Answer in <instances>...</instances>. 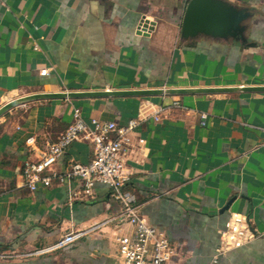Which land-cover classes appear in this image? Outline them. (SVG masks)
Wrapping results in <instances>:
<instances>
[{
	"label": "crops",
	"instance_id": "crops-1",
	"mask_svg": "<svg viewBox=\"0 0 264 264\" xmlns=\"http://www.w3.org/2000/svg\"><path fill=\"white\" fill-rule=\"evenodd\" d=\"M188 1L0 0V106L39 91L264 84V0H228L251 13L245 45L181 39ZM75 108L117 125L138 121L125 188L165 231L170 264H264V92L53 99L8 110L0 116V264H123L116 239L131 227L105 184L90 194L78 179L24 185L22 167L45 154ZM92 151L75 140L51 170L85 163ZM77 229L87 236L32 254Z\"/></svg>",
	"mask_w": 264,
	"mask_h": 264
},
{
	"label": "built area",
	"instance_id": "built-area-1",
	"mask_svg": "<svg viewBox=\"0 0 264 264\" xmlns=\"http://www.w3.org/2000/svg\"><path fill=\"white\" fill-rule=\"evenodd\" d=\"M40 73L46 74L47 69H41ZM172 105L177 106L178 101L174 100ZM160 110L159 108L158 111ZM206 118V114H201V125L206 124ZM137 125L136 119H129L126 124L117 125L114 121L86 118L80 109L75 108L68 127L58 134L56 140L49 143L45 154L39 160L25 163L21 174L24 185L30 191L50 186L53 179L59 183L78 179L81 181L79 191L84 194H90L96 182L105 184L110 196L120 205L119 219L125 220L131 227L128 235H121L116 239L123 264H170L174 247L165 231L151 224L142 215L135 194L125 188L128 176L125 171L124 153L132 144V133ZM78 139H87L92 143L91 159L85 163L71 161L61 172L51 170L71 143ZM138 142L142 143L143 139ZM46 171L50 173L47 174ZM74 195L76 196V193H73ZM88 231L70 230L52 245L37 249L32 254L64 248L86 237ZM223 239L225 242L217 249V254L225 250L227 240Z\"/></svg>",
	"mask_w": 264,
	"mask_h": 264
},
{
	"label": "water",
	"instance_id": "water-1",
	"mask_svg": "<svg viewBox=\"0 0 264 264\" xmlns=\"http://www.w3.org/2000/svg\"><path fill=\"white\" fill-rule=\"evenodd\" d=\"M251 13L228 0H189L180 29L183 40L205 37L214 40H233L248 44L246 21ZM264 92V84L235 86L158 87L104 90H57L28 93L8 100L0 106V116L13 107L33 101L76 98H105L131 96H177ZM228 205H225L226 208Z\"/></svg>",
	"mask_w": 264,
	"mask_h": 264
}]
</instances>
